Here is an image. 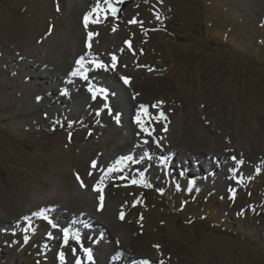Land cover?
Here are the masks:
<instances>
[{"label": "rangeland", "instance_id": "374dc122", "mask_svg": "<svg viewBox=\"0 0 264 264\" xmlns=\"http://www.w3.org/2000/svg\"><path fill=\"white\" fill-rule=\"evenodd\" d=\"M123 3L0 0V264H264V0Z\"/></svg>", "mask_w": 264, "mask_h": 264}, {"label": "snow or ice", "instance_id": "6c2138e0", "mask_svg": "<svg viewBox=\"0 0 264 264\" xmlns=\"http://www.w3.org/2000/svg\"><path fill=\"white\" fill-rule=\"evenodd\" d=\"M105 2L107 4V9L104 10V11H110L113 16H116V14L119 11V8L113 6L111 0H105ZM116 3L117 4L123 3V0H116ZM101 11L102 10L100 9L99 5H97V7L92 10V12H89L88 15L84 17L85 27H87V25H88L89 22L99 23L100 22L99 21V15H100ZM94 14H96V17L97 18L90 20V18L93 17ZM105 18H106V16H105ZM157 18L159 19V16ZM132 23H136V21L133 20ZM93 35H94L93 33H89V40H91V38H92ZM89 47H91V45H89ZM129 47H130V44H129ZM112 59H113V62H115L116 57L113 56ZM91 62L94 63V61H91ZM77 65H78V67L72 73V75H74V76L79 75L82 78L87 79L86 70H85V60H84L83 57H81V59L79 61H77ZM96 67H98V68H105V70H107V66L106 65H103V64H97ZM125 83H128V81L126 79H125ZM89 91H93L92 88H89ZM97 91L103 92L104 90L103 89H99ZM63 94L67 95V92H64ZM95 95H96V91H93V97H95ZM153 107H156V105H154ZM141 111H142V114L144 116L149 117L150 119L159 120V119L165 118L163 112H161L159 114V117H151L150 114H149V112H148L147 107L146 106H143V105H141ZM136 122L140 126V128H141L142 131L146 132L148 135H151V131H149V129L145 126L146 125V121L141 118V115H137ZM145 143H147V141H145ZM141 159H143V157H141ZM233 159L235 160L234 157H233ZM126 160L127 161H133V162H135L133 160V157L132 156L122 157L121 159L117 160L115 162V164L111 168H109L107 170V173H105V177L111 175L112 172L122 171V166L124 165V163H125ZM237 163L243 164V161H238ZM92 167L93 168L96 167V162H93ZM78 179H79V177H78ZM132 183L133 184H136V185H139V186H143V187H150V185H148L144 181L143 177H141V179L139 181L133 179L132 180ZM192 183H193V185L195 184L194 181ZM81 184L83 186V183L82 182H81ZM103 189H104V179H101L99 181V183L95 187V191L101 193V195L99 197L101 208L103 207V201H104V196L102 195ZM177 189L179 190V185H177ZM189 191H191V188L189 189ZM234 195H235V193L233 192V197H234ZM40 215H43V213H40ZM120 218L121 219L124 218V214L123 213H121ZM45 219H47L46 216H45ZM49 222L51 223V221H49ZM53 227H56V225L53 224ZM27 231H28V229H25V232H27ZM63 232H64V240H65V243L68 242L69 238L76 239L77 241H79V233L71 234V230L68 229V228L63 229ZM25 241H27V236L25 237ZM85 252H86V255L88 256L89 261H92L91 250L90 249H86ZM61 259H63V254L62 253H61ZM78 264H79V262H78ZM141 264H149V262L148 261H142ZM161 264H164V262L161 261Z\"/></svg>", "mask_w": 264, "mask_h": 264}, {"label": "bare ground", "instance_id": "6f19581e", "mask_svg": "<svg viewBox=\"0 0 264 264\" xmlns=\"http://www.w3.org/2000/svg\"><path fill=\"white\" fill-rule=\"evenodd\" d=\"M91 2V1H90ZM91 54H93V51H91L90 52ZM89 58V57H88ZM90 59H92V61H97L95 58H90ZM74 77V78H73ZM77 77H78V75H76V76H74V75H71L69 78H66V77H64L63 79H64V83H63V85H65L66 86V89H67V95L68 96H70L69 98H72L71 97V95H70V93H71V89H72V87H73V85H72V83H71V80L72 79H77ZM116 79H118V80H120L119 78H117L116 77ZM107 83V81L106 80H104L103 82L102 81H95V83H94V87H98V89H107V88H109V84L107 85L106 83ZM52 84H54L53 82H51ZM36 84L37 85H39L40 84V86H43L42 87V92H45V93H47L46 95H47V97H45L44 99L45 100H50L51 101V96H52V93H53V91L51 90V87H49V84L47 85V81H43V79L42 80H38L37 82H36ZM95 84H96V86H95ZM45 86H48V87H46L45 88ZM65 95H63V97H64ZM73 96V95H72ZM53 99V98H52ZM66 99V98H65ZM62 101V100H61ZM72 101H73V99H72ZM55 103V102H54ZM67 103V102H66ZM73 105V104H72ZM79 106L80 105H76V107H78L76 110L77 111H79L80 112V109H79ZM132 114H133V117H137L136 116V114H135V111L134 110H132ZM54 115H58V116H60V112H57L56 114H54ZM51 116H53V114H51ZM132 125H133V129H135V131H139L140 130V126L137 124V123H135L134 122V124L132 123ZM134 143V142H133ZM135 144V143H134ZM128 146V145H127ZM146 151H148L149 153H151V150H146ZM132 155H137V157H141V154H140V152H130V154H129V156H132ZM140 155V156H139ZM147 155V154H146ZM143 156V155H142ZM145 156V155H144ZM137 157H133V160L134 161H137ZM147 157H149L148 155H147ZM146 158V157H145ZM169 158V157H168ZM116 159V158H115ZM172 160H173V157H172ZM190 160V159H189ZM200 160V159H199ZM114 161H116V160H114ZM149 161H150V158H149ZM155 161H156V158H155ZM200 161H202V160H200ZM150 163L151 162H149L148 164H146V162H144L143 164L144 165H148V166H151L150 165ZM109 165H111V162H109L108 163ZM137 164V163H136ZM136 164H134V165H136ZM170 165H171V163H170ZM197 165V166H196ZM196 168L197 169H200L199 171L200 172H202L203 171V168H202V164H201V162L200 163H196ZM167 166V164L165 165V167ZM191 167V165H190V163H188V166H187V171L185 172L187 175H186V177H189V175L191 174V170L189 171V168ZM168 168V166L166 167V169ZM195 168V167H194ZM170 169V168H169ZM191 169H193V168H191ZM188 172V173H187ZM200 172H199V174L197 175L198 177H199V175H200ZM211 173H212V169H211V171H210ZM105 173H107V170L105 169L104 170V172H103V174L105 175ZM210 173V174H211ZM183 175H185V174H183ZM190 177H192V175L190 176ZM105 193V190L103 189V193L102 194H104ZM104 196V195H103ZM96 214V213H95ZM92 216H84V219H78V220H76L75 219V222H77V225H79L80 226V221H82V220H84L86 223L88 222V224L90 223L91 224V226L93 227L94 226V224H93V222L89 219V218H91ZM83 218V217H82ZM93 218V217H92ZM64 219V218H63ZM72 219V218H71ZM65 220V219H64ZM66 220H68V219H66ZM65 220V221H66ZM69 222V221H68ZM67 221H66V223H67V226H66V224H64L65 226H66V228L68 227L69 228V223H68ZM75 227H70V229L72 230V229H74ZM82 228H83V230L84 231H88L89 229L88 228H86L85 227V225H83L82 226ZM104 228H107V225H104ZM107 230H109V229H107ZM104 232V231H103ZM105 234V233H104ZM95 236V235H94ZM116 245V248H115V246H114V249L112 248V246H111V251H114L115 250V252H117V255H120L119 254V252L118 251H116V249L118 248V245L117 244H115ZM110 249H108V250H110ZM113 249V250H112ZM118 250V249H117ZM106 251V250H105ZM106 253V252H105ZM107 254H108V256H107V260H106V264H113V263H115V262H121V263H124V264H130V262L128 261V260H126L125 262H124V258L125 257H122V258H120V257H117V256H115V254L113 253V252H107ZM100 261H98V263H99ZM100 264V263H99Z\"/></svg>", "mask_w": 264, "mask_h": 264}, {"label": "water", "instance_id": "95a60500", "mask_svg": "<svg viewBox=\"0 0 264 264\" xmlns=\"http://www.w3.org/2000/svg\"><path fill=\"white\" fill-rule=\"evenodd\" d=\"M129 3H123L121 6H119L118 8H119V11H118V13L116 14V17H121L122 16V13H123V11H124V9L127 7V5H128Z\"/></svg>", "mask_w": 264, "mask_h": 264}]
</instances>
